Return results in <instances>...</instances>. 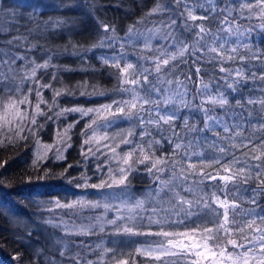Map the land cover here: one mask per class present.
I'll list each match as a JSON object with an SVG mask.
<instances>
[{
  "label": "snow or ice",
  "instance_id": "1",
  "mask_svg": "<svg viewBox=\"0 0 264 264\" xmlns=\"http://www.w3.org/2000/svg\"><path fill=\"white\" fill-rule=\"evenodd\" d=\"M47 6L45 0H22L11 11H6L7 5L0 6V12L6 11L10 17L7 30L0 29V35L9 37L0 46V145L16 144L35 135V130L43 127L38 118L51 120L47 112L57 106L56 98L62 94L37 76L39 71L55 67L52 57L37 63L28 56L35 45H25L27 36L12 35L19 33L21 20L34 21ZM181 6L178 15L183 23L179 28L173 15L161 19L160 27L147 33L131 26L125 37H120L114 25L98 21L96 42L81 46L85 55L96 48L112 49L113 55L100 59L103 65L118 70L115 90L121 99L100 108L62 109L54 115L58 118L65 112H78L89 117L82 135L86 137L84 145L91 146L87 153L82 148V155L100 153L109 167L99 184L85 186L120 188L121 198L116 205L85 200L62 205L57 201V207H102L104 215L88 224L43 223L63 226L65 235L70 236L95 235V229L102 233L105 225H111L113 235L155 238L137 247L135 255L96 245L101 249L99 264H130V260L136 264V256L154 264H264V86L259 96L253 95L254 88L248 89L247 98L244 92L249 81L254 84L259 80L264 85V48L245 42L252 40L257 29L264 32V0H155L147 15L174 12ZM198 20L201 23H195ZM254 20L257 23L253 24ZM205 21H212L214 27ZM140 41L143 46L136 62H130L125 44L135 48ZM72 47L73 54L80 55L81 48ZM21 48L23 52L18 51ZM149 52L151 56L145 54ZM252 62L261 65L259 74L251 71ZM205 64L212 65L211 69L204 68ZM217 68L223 75H216ZM193 83L195 87L189 88ZM44 89H52L51 103L44 98ZM249 106L258 107V113L254 115ZM184 110L199 112L202 127H198L201 121L190 123L187 115L181 116ZM117 118L130 122V126L109 134L106 129ZM73 126L58 132V139L70 140L67 133ZM121 145L128 150L121 152ZM43 147L47 151L52 146ZM57 158H64L59 148ZM37 159H41L39 152ZM140 165L150 183L136 196L130 177L141 171ZM109 211L115 212L112 219L106 218ZM25 235L30 238L32 232ZM18 239L23 241V237ZM55 244L60 260L36 249L31 264L38 257L44 264H63L64 260L97 264L84 259L80 251H72L73 247L88 249L83 240L77 244L57 239ZM20 255L13 258L19 261Z\"/></svg>",
  "mask_w": 264,
  "mask_h": 264
},
{
  "label": "trees",
  "instance_id": "2",
  "mask_svg": "<svg viewBox=\"0 0 264 264\" xmlns=\"http://www.w3.org/2000/svg\"><path fill=\"white\" fill-rule=\"evenodd\" d=\"M21 2L22 0H0V6L7 5L6 11H11L12 7ZM164 2L167 3L168 0H164ZM45 3L48 6L43 10L42 16L37 17L34 21L21 20L19 33L12 32V35L27 36L25 45H35L28 52V56L35 59L37 63H43L49 56L52 57L51 64L55 67L41 70L37 76L42 83H50L53 89L62 90V94L56 98L57 106L47 112V115L52 119L38 118V123L43 127L37 128L35 135L29 136L27 140H20L16 144L0 145V164H3V167H0V264H31L34 261L33 254L36 249H41L44 256L59 258V246L55 244L57 239L75 241L77 244L83 240L88 245V249L73 247L72 251H80L84 259L96 261L97 264H99L101 249L96 248V245L135 255L137 247H141L145 241L155 238L113 235L114 229L111 225H105V231L102 233L99 232V228L95 229L97 233L95 235L70 236L65 235L64 231L60 229L61 227L54 228L43 223L47 217H59L80 225L95 223L96 216H103L97 208L57 207V201L64 205L77 200L100 201L101 203L110 200L120 202L121 198L116 190L110 192L111 199H102L94 194V190L98 188L85 186L99 184L109 167L106 157L100 153H97L96 156L82 155V148L87 153V148L91 146L84 145L83 141L86 137L82 135L89 122V117H81L78 112H65L57 118L54 113L71 108H100L102 105L111 104L113 100L121 99V94L115 90L118 70L103 65L100 59L101 56L113 55L112 49L96 48L86 55L82 51V47H89L96 42L97 33L100 31L98 21L108 23L110 26L114 25L116 33L120 37H125L131 26H135L140 32L147 33L148 29L160 27L161 19L167 20L169 16L173 15H175L179 28L183 23V18L178 15V12L182 11V6L175 9L174 12L149 16L147 13L154 7L155 0H45ZM6 11L0 12V29L3 30H7L10 20ZM197 14L199 15L200 12L197 11ZM56 21L63 23L58 25ZM195 23L199 24L201 21L198 20ZM204 23L212 25V21ZM252 23L255 24L257 21L254 20ZM212 26L214 27V25ZM29 28L33 29L31 33L27 31ZM7 38L9 37L0 35V46ZM262 40H264V32L257 29L252 34V40L245 42H251L258 48H264ZM156 43L157 41L154 40L153 45ZM73 45L81 48L80 55L73 54ZM142 46V41L137 42L135 48L131 44H125V51L128 53L127 59L130 62H136V56L139 55ZM18 51L23 52L24 48L18 49ZM243 51L241 49L242 54ZM145 54L152 55L150 52ZM140 63L150 67V64L145 61H140ZM252 64L254 66L251 67V71L259 74L262 70L261 65L257 62H252ZM232 66L235 67V65ZM203 67L211 69L212 65L205 64ZM53 75H55V79L52 78ZM216 75H223L219 73L218 68ZM204 78L207 80L208 76L204 75ZM180 79L183 80L184 77L180 76ZM192 80L194 82L197 80L195 75L192 76ZM217 82L223 84V81ZM85 83L88 85L87 88L78 87ZM262 86L264 85L259 80H256L254 84L249 81L244 89L245 98L249 95L248 89L250 88H254V96L261 95L259 89ZM194 87L195 83L189 84V88ZM82 91L89 94L81 95ZM95 91H102L105 94L98 95L95 94ZM69 92L72 94H68ZM43 95L51 103L52 89H44ZM229 99L234 105L235 99L232 96ZM41 107L45 108L44 105ZM249 109L253 111L254 115L258 113V107L249 106ZM45 110L47 111L46 108ZM217 111L220 110L217 109ZM184 115L189 117L190 123L201 121L199 112L189 113L184 110L181 112V116ZM177 123L179 124V121ZM69 125H74L67 133L71 139L60 141L57 133H63ZM129 126L130 122L117 118L106 130L112 134L125 130ZM198 127H202V121ZM67 144L71 146L67 147ZM44 145L52 147L45 151ZM58 148L63 159L57 158ZM164 148L168 150V145L165 144ZM126 150H128V146L121 145L120 151ZM38 152L41 156L39 160L37 159ZM159 154L157 152V155ZM98 166H100V170H98ZM111 166L115 167L116 162H111ZM140 169V172L134 173L130 177L131 191L136 196H140L150 183L149 177L143 171L144 166L140 165ZM111 213L109 215L113 218ZM29 231L32 232L30 238L25 235ZM18 237H23V241L21 242ZM89 249H95V251ZM17 253L21 254L19 261L13 258ZM122 258V256L117 257V259ZM35 264H44L43 258H35ZM63 264L70 263L64 260ZM136 264H154V262L142 256H136Z\"/></svg>",
  "mask_w": 264,
  "mask_h": 264
},
{
  "label": "rangeland",
  "instance_id": "3",
  "mask_svg": "<svg viewBox=\"0 0 264 264\" xmlns=\"http://www.w3.org/2000/svg\"><path fill=\"white\" fill-rule=\"evenodd\" d=\"M116 190H118V192H119V194L121 195V189L120 188H113V189H107V188H105V189H96V190H94V194L95 195H98V196H100V197H102V199H109L110 198V192H114V191H116ZM104 192V193H103ZM113 196H116L115 194H112ZM111 199V198H110ZM107 203H110V204H113V205H116V204H119V202H116V201H108ZM97 210H99L100 211V213H102L103 215H104V209L101 207V208H97ZM112 211H109L108 213H107V217L106 218H110V219H112L111 217H110V213H111ZM111 215L112 216H114L115 215V212H112L111 213ZM58 216V215H57ZM47 220H51L53 223H55V224H60L61 223V221H65V222H67L68 223V225L69 226H72L73 224H75L76 225V223L75 222H72V221H68V220H66V219H60L59 217H56V218H49V217H47ZM60 229H62L63 230V226H61V228ZM57 258V257H56ZM57 259H61L60 257L59 258H57ZM66 262L67 263H70L71 264V262L70 261H68V260H66Z\"/></svg>",
  "mask_w": 264,
  "mask_h": 264
}]
</instances>
